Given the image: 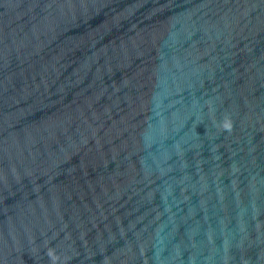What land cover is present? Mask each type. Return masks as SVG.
Returning <instances> with one entry per match:
<instances>
[{
    "label": "water",
    "instance_id": "95a60500",
    "mask_svg": "<svg viewBox=\"0 0 264 264\" xmlns=\"http://www.w3.org/2000/svg\"><path fill=\"white\" fill-rule=\"evenodd\" d=\"M0 264H264V0H0Z\"/></svg>",
    "mask_w": 264,
    "mask_h": 264
}]
</instances>
